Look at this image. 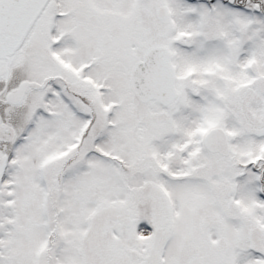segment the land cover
Listing matches in <instances>:
<instances>
[{
	"label": "snow or ice",
	"instance_id": "snow-or-ice-1",
	"mask_svg": "<svg viewBox=\"0 0 264 264\" xmlns=\"http://www.w3.org/2000/svg\"><path fill=\"white\" fill-rule=\"evenodd\" d=\"M0 264H264V0H0Z\"/></svg>",
	"mask_w": 264,
	"mask_h": 264
}]
</instances>
